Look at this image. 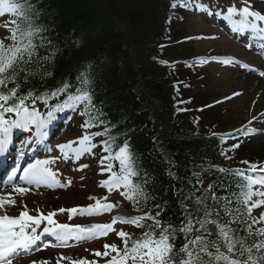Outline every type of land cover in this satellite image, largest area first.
<instances>
[{"label":"snow or ice","instance_id":"obj_1","mask_svg":"<svg viewBox=\"0 0 264 264\" xmlns=\"http://www.w3.org/2000/svg\"><path fill=\"white\" fill-rule=\"evenodd\" d=\"M188 3H193L196 11L206 7L196 0H181L182 7H187ZM239 4L238 7L230 3L226 10L208 7L207 14L229 21L233 31L255 33L264 48V13L253 10L250 0H239ZM170 7L176 8L177 4L174 2ZM5 16L11 19L5 23L8 34L0 39V157L8 155L16 130L32 132L35 129L42 136L58 113L79 110V115L84 117L80 126L84 133L75 141L57 146L64 160L71 157L74 162L79 161L85 153L94 155L93 149L101 147L107 155L99 159V174L108 176L99 181V186L108 193L119 192L140 215L117 214L109 223L87 226L63 224L54 218L65 211L71 218L79 214L102 215L118 209L120 204L107 202V195L90 196L88 199L95 203L87 206L60 208L46 214L39 210L32 214L22 202L18 216L8 215L7 207L16 205L15 195L23 196L31 191L21 184L34 185L37 189L42 185L53 189L71 185V180L67 185L62 184L50 167L60 157L35 159L23 169L13 166L5 181L12 184V190L4 193L0 186V212L3 213L0 214V264H13L14 259L40 250L43 246L38 242L46 235L54 237L58 246H65L71 240L89 241L106 237L110 232H116L122 246L106 243L103 252L92 253L95 257L107 258L105 264H264V211L259 216L253 215L254 210L264 208V165L244 160L241 163L247 165L246 169L211 165V170L203 168L201 172H193L192 179L187 181L188 189L180 190L183 195L178 222L162 218L164 204L150 197L145 187L149 182L147 172L142 174L126 138L117 144V137L111 135L116 126L109 127L110 121L105 118L102 105L94 102L98 68L88 61L77 68L71 81L62 80L53 87L22 88L30 78L39 76L44 80L53 75L48 65L54 61L58 49L52 44L50 27L40 21L39 9L32 0H0V17ZM247 47L251 50L253 44L248 43ZM41 49H45L46 54L41 55ZM212 60L224 65L235 62L231 57L208 58V62ZM204 62L203 59L198 61ZM253 71L264 76V71ZM101 126V131H89ZM236 131L252 135L257 130ZM96 137L104 139L95 143ZM229 137L236 139L231 134L222 139L226 143ZM239 147V142L227 145L220 150V155L231 159L229 153ZM87 167L89 165L81 164L76 170ZM212 171L238 179L228 181L218 177L205 185L204 173L210 176ZM17 173H21L18 179ZM149 199L153 200L151 207H148ZM117 223L132 225L141 232L137 236L123 229L116 231ZM42 224L45 226L41 229ZM65 260L69 264H99L95 259L62 255L57 264ZM31 264L48 262L32 261Z\"/></svg>","mask_w":264,"mask_h":264},{"label":"trees","instance_id":"obj_2","mask_svg":"<svg viewBox=\"0 0 264 264\" xmlns=\"http://www.w3.org/2000/svg\"><path fill=\"white\" fill-rule=\"evenodd\" d=\"M32 2L39 9L40 21L50 27L52 44L58 51L48 65L53 75L44 80L30 78L22 88L71 81L77 68L91 61L98 68L94 102L102 105L109 127L116 126L111 135L117 137V144L126 138L142 174L147 172L145 187L150 197L164 204L162 218L178 222L180 190L188 189L193 172L211 170V165L239 168L220 155L225 143L221 137L201 134L190 117L177 113L167 70L160 61L151 60L157 51L153 43L166 41L163 17L170 0ZM44 54L46 50L41 49ZM204 176L205 185L218 177L238 179L215 171ZM152 204L149 199L148 207Z\"/></svg>","mask_w":264,"mask_h":264},{"label":"rangeland","instance_id":"obj_3","mask_svg":"<svg viewBox=\"0 0 264 264\" xmlns=\"http://www.w3.org/2000/svg\"><path fill=\"white\" fill-rule=\"evenodd\" d=\"M211 1L196 0L197 3L202 2L206 6L202 11L194 10L193 3L182 7L180 3L175 2L176 8H166L163 20L167 37L159 50L156 51V56L162 55L160 62L167 70V83L176 97L174 106L179 115L190 117L198 125L199 132L205 136L211 133H225V136L231 134L236 137V139L229 137L227 143V145L240 143L239 148L229 153L231 159L227 160L232 164L242 166L244 164L241 161L244 160L256 163L264 162V119L262 118L260 121L259 118L264 112V77H261L257 72L250 71L249 74L253 78V84L250 86L231 82L232 78L238 80L249 76L244 73V68L247 66L256 67L253 50L245 49L243 43L238 44L239 40L234 39L230 31L229 21L223 20L218 15L207 14L208 7L213 10H226L230 3H236L238 7L240 4L238 0H218L217 3H211ZM259 2L258 7L264 10V0H259ZM254 5L252 6L253 10L258 11V7ZM9 19H11L10 16L0 17V39L7 35L4 31L5 23ZM227 56L233 58L235 62L230 65L217 64L216 60L208 62L210 57H219L222 60ZM202 59L205 62L198 63ZM237 67L242 69L236 70ZM233 93L239 94L233 95ZM38 107L42 108L40 105ZM67 120L68 118L54 128L62 127V131L60 134L51 135V150L48 149L46 155L38 159L60 157L50 167L58 173L59 181L62 184L66 185L71 180L72 187L54 193H44L43 195L39 193L35 196L32 205H50V208L54 207L55 210L87 206L95 203L94 200L88 199L90 196L99 197L103 191H107L106 188L99 186V181L108 176L107 173L99 174L98 162L103 155L99 147L93 149L94 155L85 153L83 156L84 162L89 165L83 174L73 172L69 162H67V169L61 170L62 165L59 163L66 161L58 154L60 151L57 146L75 141L84 133L80 127L81 117L75 116ZM247 120H251V123L245 124ZM251 125H254L257 130L255 134L244 135L236 131L242 128L250 131ZM74 163L76 164V162ZM81 175H84L85 178H80ZM107 197L110 202H125V199L117 191H113ZM24 201L27 204L26 199ZM17 204L16 212L19 209V202ZM259 211H264V208L258 209L256 213L258 214ZM60 214L57 215L62 219ZM104 215L105 213L102 215L79 214L72 217L76 219L75 225L84 226L91 222L106 221L103 218ZM68 216L70 217L69 213ZM120 224L115 225L116 231ZM110 233L112 236L116 234V232ZM108 235L104 237L105 240H108ZM101 238L89 240L91 245L77 248L74 251H54V247L49 246L45 254L47 259L44 261H47L48 264H53L50 261H56L57 264V259L61 255L67 257V253L71 252L73 259L86 257L89 260H98L99 264H105L103 257L98 258L92 254L101 245L108 244V242H101ZM31 262L32 260H30V264ZM61 264H69V262L65 260Z\"/></svg>","mask_w":264,"mask_h":264},{"label":"bare ground","instance_id":"obj_4","mask_svg":"<svg viewBox=\"0 0 264 264\" xmlns=\"http://www.w3.org/2000/svg\"><path fill=\"white\" fill-rule=\"evenodd\" d=\"M165 40H166V36H165V38H164ZM164 41H161V42H154L153 43V45L157 48V50H159L158 48L162 45V43H163ZM151 57V60L153 61V62H155V63H157V62H159L160 60H161V57H162V55L160 54V55H157L156 56V52H154V55L153 56H150ZM236 76V75H235ZM234 76V77H235ZM231 80H233V81H231L232 83H234V84H241L242 86H250L251 84H253V78H252V76L251 75H249V76H247V77H243V78H240V79H236V78H232ZM257 80H259L260 81V79H257ZM170 88V87H169ZM4 157H0V162H4ZM4 171V170H3ZM0 178H1V176H0ZM78 204V203H77ZM48 206V207H47ZM42 205V206H40V209L39 210H41L42 212H44L45 214L47 213V212H49V211H53V210H55V208L54 207H52V208H50V205ZM28 209L31 211V213L32 214H35L36 213V210L37 209H32V208H29L28 207ZM46 223V222H45ZM40 255L41 256H43V253H40ZM43 258H45V256H43Z\"/></svg>","mask_w":264,"mask_h":264}]
</instances>
